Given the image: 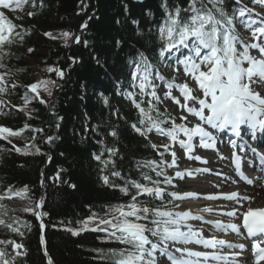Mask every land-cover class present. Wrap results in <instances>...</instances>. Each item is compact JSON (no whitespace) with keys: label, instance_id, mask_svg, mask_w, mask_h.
Listing matches in <instances>:
<instances>
[{"label":"trees","instance_id":"16d2710c","mask_svg":"<svg viewBox=\"0 0 264 264\" xmlns=\"http://www.w3.org/2000/svg\"><path fill=\"white\" fill-rule=\"evenodd\" d=\"M162 2L43 0L41 6L40 0H36L35 6L28 3L23 11L6 14L14 24L22 26L16 31L24 39L21 42L16 38L13 44L4 46L9 55L4 58L6 67L0 68V73H7V94L0 95V100L4 101L0 105V113L6 115L0 114V123L14 130L22 128L25 123L32 128L44 129L42 133L26 130L19 137L10 138L12 143L0 140V196L9 188L13 192H22L25 186L28 189L22 198L13 196L0 200V205H3L0 213H6L0 218L8 223L18 219L31 225L30 230L20 226L23 236L0 226V240L22 243L23 250L27 252L26 256L17 257L16 264H47L45 248L53 264H111L110 250L123 247L102 232L84 231L72 235L67 229L79 230L81 222L94 213L106 218L109 207L126 204L129 200L118 188L103 183L102 176H110L113 166L100 171L102 165L93 158V153H99L103 147L97 143L98 140L119 150L118 155L112 157L114 170L120 171L125 179L148 184L141 172L157 179L151 169L137 165L151 160L159 162L157 150L150 146V143L158 146L159 143L151 133L149 140H145L130 127L138 122L139 114L124 93L130 89L138 53L149 56L155 67L161 64L153 46V33L154 26L164 17ZM242 3L255 4L254 0H242ZM168 4L170 7H187V0H168ZM225 5L229 16L238 8L233 0H225ZM28 12L35 15L29 17ZM149 12L153 15H148ZM86 20L87 29L82 30L80 26ZM133 20L139 21L142 35H137L138 28ZM149 29L153 30L152 33ZM45 32L54 36L62 32L73 33L81 37V43L75 44L69 39L68 46H65L62 39L45 37ZM85 40L88 41L87 47L83 44ZM29 48L35 51L29 53ZM70 57L77 58L78 62L72 63ZM50 66L63 69L65 78L59 79L55 73H47L45 69ZM45 78L56 81L59 87L52 89L51 97L40 92L48 104L30 103L25 111L31 112L33 118L28 119L25 111L14 106L23 105L22 97L27 85ZM13 83L19 86L13 89ZM136 99L139 101L141 97ZM143 99L142 106L147 107L148 97ZM158 107L161 112L167 108L161 104ZM167 110V115L173 116L170 109ZM112 129L117 130V137L108 134ZM47 136L54 138L52 143L45 142ZM13 145L21 152H16ZM36 148L40 149L39 153ZM107 156L105 153V158ZM165 156L166 153L164 159ZM58 171L59 181L49 179ZM110 182L123 185L125 180L110 176ZM73 184L75 188L70 187ZM41 197L44 198L42 211L48 213L42 217L45 224L43 243L40 221L31 212L24 211ZM142 199L151 207L161 206L158 199ZM169 199L164 196L165 202ZM172 206L174 204L168 205L169 208ZM6 251L12 253L11 245L6 247Z\"/></svg>","mask_w":264,"mask_h":264},{"label":"snow or ice","instance_id":"6c2138e0","mask_svg":"<svg viewBox=\"0 0 264 264\" xmlns=\"http://www.w3.org/2000/svg\"><path fill=\"white\" fill-rule=\"evenodd\" d=\"M255 3L264 5V0H254ZM31 3L33 6L36 0H0V68L6 67L3 63L5 56L9 53L5 49V45H11L19 38L23 42V35L17 32V27L10 20L4 10L23 11L26 4ZM43 6V0H40ZM234 4H241L242 0H233ZM161 8L164 10V17L159 24L155 25L153 33V46L156 49V55L160 61L168 62L169 67L173 64L182 66L186 77H190L195 82V91L200 95H194V89L189 86L188 81L184 83H176L175 80H167L158 71L153 74L154 65L151 63L149 56L143 52L138 53V61L136 63V72L133 73L132 88L138 89V93L128 91L124 95L131 100L134 107L138 110L139 120L132 123L130 127L133 131L145 140H149L150 133H157L162 137H167L169 143L157 145L150 143V146L157 150L160 156L159 162L155 160L145 161L138 164L137 167L151 169L155 173L157 179H153L151 175L141 172L143 180L148 184L140 183L136 180L125 179L120 171L114 170L115 161L112 157L118 155V149L107 147L103 140L97 143L102 145L99 153H93V158L98 161L103 172L113 166L110 172L111 177L125 180L123 185H116L110 182L109 175H103L102 180L105 185L118 188L126 197L128 202L117 204L108 208L105 217H100L95 213L81 222L82 227L79 230L67 229L72 235H79L84 231L105 233L109 240H114L120 245V249L110 250L108 256L111 264H159L157 253L160 257L166 258L169 264H201V258L204 264L209 259L216 261H225L227 264L228 257L217 254L216 252L194 251L188 247H176L177 244L203 245L205 248L215 249L217 245L227 244L228 248L240 249L241 252L247 249L244 243H231L215 237L206 239L203 237V228H194L189 223L190 220L203 221L201 215H194L191 210L175 211L179 204H175L174 208L168 205L174 204L177 200H185L189 198H199L200 194L196 192L179 193L175 191H167L162 185L173 184L174 178L184 179L185 176L193 177L195 173L201 171L209 172L208 168L177 170L174 176H169L166 169L179 168L177 162V153L173 150V142L178 143L179 147L184 151L185 156L190 160L203 161L207 163V159L199 155H193L195 148L217 149L218 137L214 134L218 130L229 129L235 136L240 137L242 148H247V141L244 136L251 135L252 139H258L255 135L256 130L264 131V20H261L259 27H254L255 20L251 19L250 13L255 9H249L246 5L239 7L231 16L228 15L225 0H187V7L179 5L169 6L168 0H163ZM127 9V5H125ZM29 17L35 15L34 12H28ZM148 15H153L148 13ZM248 15V19L243 18ZM92 17H89L91 19ZM242 20V27L250 32L249 42H245L234 32L235 20ZM132 23L137 25V35H142L139 30V21L133 20ZM88 21L81 24V29H87ZM152 29L149 32L152 33ZM43 35L47 38L57 40L62 39L65 46L71 39L75 44L81 43V37L69 32H62L54 36L51 32H45ZM87 47L88 41H83ZM120 41H117V46ZM186 50V51H185ZM35 50L29 48L28 52L33 53ZM253 51L258 55H253ZM180 53L175 56L174 53ZM72 63H76L77 58H69ZM99 64V60H97ZM47 73H55L59 79L65 78V71L58 67H47ZM173 71H179V68L173 67ZM7 73H0V95L7 94L6 89ZM155 80L161 81L167 89L163 93V99H170L181 111L179 123L174 116L167 115V108L164 112L160 111L159 104L163 103L160 95L157 93L158 85ZM13 83L11 87H18ZM255 86V88H254ZM56 81L51 79H41L26 86V91L22 97L23 105L14 106L19 111H25L33 101L47 105L48 102L43 99L40 92L47 93L52 96L53 88H58ZM179 92V96L172 93L173 89ZM260 89V90H256ZM137 94L141 97L138 101ZM147 96V107L144 104V97ZM181 98L183 102H181ZM107 104V98H105ZM4 104L0 100V105ZM5 114L6 113H0ZM28 119H32V113L25 111ZM194 118L195 123L189 119ZM62 119V117L60 118ZM170 125V126H165ZM242 126L251 129L249 133ZM59 127V124L56 125ZM31 129L33 132L42 133L43 128H32L25 123L20 129H13L5 125H0V140L12 143L10 138L19 137L24 131ZM243 133V134H242ZM112 137H117L118 132L112 129L109 133ZM181 136L183 138H181ZM36 139L35 136L32 137ZM52 136L45 138L46 143L53 142ZM235 141L230 144L235 146ZM264 145V141L261 142ZM163 148V151H159ZM16 152H21L19 147L13 145ZM252 153H257V148L250 149ZM36 152H40L36 148ZM105 153H108L105 158ZM171 155V161L164 159V154ZM27 154V152H25ZM235 155V154H234ZM51 156L48 157L51 162ZM264 161V155L260 156ZM235 168L248 184H253V180L246 177L241 170L242 158L235 155ZM162 177L163 179H159ZM56 181L60 180V172L55 177H49ZM66 183V181H65ZM43 186V180L41 181ZM151 185V186H149ZM75 188L76 186L70 185ZM27 186L22 192H13L11 188L6 190L0 200L5 197L11 199L13 196L23 197L27 193ZM171 197L168 201H164V196ZM223 198L234 201L231 211L224 213L234 218L239 223L229 222L227 224L220 220L205 221L215 229L231 231L237 236H244L246 240L251 242L252 264H264V207H252L255 197L240 196L237 192L230 194H220ZM220 196L207 195L205 199H219ZM144 197L154 198L161 201V206L151 207ZM247 204V207H245ZM44 206V198L41 197L36 201L34 206L24 209L25 212H31L37 220L40 221L41 241L43 243V229L45 224L42 217L48 215L42 211ZM3 205H0V209ZM203 212H210L212 209L203 208ZM6 213H0V217ZM31 228L26 221L14 219L11 223L0 218V226L7 228L9 231L23 236L20 226ZM90 225H94L90 227ZM11 245L12 253L6 251V247ZM0 264H16L17 257L26 256L27 252L22 243L15 240H0ZM23 250V251H22ZM44 254L47 257V264H53L51 257H48L45 248ZM178 254V255H177ZM235 255H239L236 253ZM245 264H248L247 258H244Z\"/></svg>","mask_w":264,"mask_h":264},{"label":"rangeland","instance_id":"374dc122","mask_svg":"<svg viewBox=\"0 0 264 264\" xmlns=\"http://www.w3.org/2000/svg\"><path fill=\"white\" fill-rule=\"evenodd\" d=\"M5 12H7V13H10L11 11H7V10H4ZM244 20H245V18H243ZM242 21V20H241ZM241 32H243V33H245V34H250V33H247V32H245V30L244 29H241ZM180 55V54H179ZM178 55V56H179ZM173 67H176V68H179V71H173ZM173 67H170V69H169V71H168V73H167V75L166 76H164L167 80H169V78H175V80L176 81H178L179 83H180V81L181 80H187L188 81V83H189V85H190V87H192L193 89H194V95H200L199 94V92H197V91H195V88H196V85H195V82L194 81H192L191 80V78L190 77H186L185 76V74H184V72H183V69H182V66H179V65H175V64H173ZM161 89L163 90V92H165L167 89L165 88V86H164V84L161 82ZM173 93V92H172ZM173 95H175V96H179V92H177L176 94L175 93H173ZM181 102H182V99H181ZM164 106H166V107H170L171 108V110L173 111V113L175 114V116L177 117V119L179 118V116H180V114H181V111L177 108V106L175 105V104H172L171 103V100L170 99H166L165 100V104H164ZM189 119L190 120H192V122L193 123H195L196 121L194 120V118H192L191 116L189 117ZM179 120V119H178ZM173 144H174V147H175V150L174 151H176V153H177V158H178V160H179V162H180V168L182 169V170H184L185 168H188V169H190V168H200V169H204V168H208V169H210L211 171H215V170H217L216 168L214 169V167L212 166V165H203V164H199V163H201L200 161H197V160H192L191 162H190V160L187 158V157H185V153L183 152V150L179 147V145H178V143H175V142H173ZM184 154V155H183ZM199 156H201V155H199ZM209 156H204V158H208ZM226 157H228V155L226 156ZM186 159V160H185ZM181 160V161H180ZM187 160H189V161H187ZM211 171H209V172H204V171H201V172H199V174H200V176L196 179L197 181H199V182H197L198 184L200 183V181H202L203 179L205 180V177H209V174H210V172ZM188 177L187 176H185V178L181 181V183H179V185L181 186V188H183L179 193H184V192H189V191H191V189L189 188V186L188 185H190V184H188ZM191 183H193V182H191ZM203 188V187H202ZM209 190H211V188H208ZM201 194H207V191L206 190H204V191H201L200 192ZM182 203V207L180 208V210L179 211H185V210H191V211H195L196 213L197 212H200V214H202V215H204L205 217H207V218H210L211 220H213V221H215V220H220V221H222L223 223H225V224H227V222L228 221H226V217L224 216V215H222V214H220L219 212H220V210H219V212H216L217 211V209H214V208H212L211 206H214L216 203H212V202H204L205 204H203L202 206H200V209L199 210H197V207H199V205H197V204H195V203H198V204H201L202 202H199V200H197V201H192L191 199H188V200H186V201H184V202H181ZM207 207V208H210V209H212V211H210V212H203L202 211V209L203 208H205V207ZM203 222V224L205 225V226H207L210 230L208 231V232H205V231H203V237L204 238H206V239H210V238H213V237H219V235H217L216 234V232H215V228L214 227H212L211 225H208V224H206L205 223V221H202ZM229 222H231V221H229ZM195 222H193V223H191L192 225L194 224ZM92 226H94V225H90V227H92ZM221 239H228L229 240V238L228 237H226V236H224V237H222ZM190 245V244H189ZM191 246V245H190ZM184 246V247H188V248H190V249H192L193 250V246ZM200 247H204L203 245H200ZM218 248H221V249H223L225 252H227L229 255L230 254H233L235 251H231V249L230 248H222V247H218ZM163 264H166V262H163Z\"/></svg>","mask_w":264,"mask_h":264},{"label":"bare ground","instance_id":"6f19581e","mask_svg":"<svg viewBox=\"0 0 264 264\" xmlns=\"http://www.w3.org/2000/svg\"><path fill=\"white\" fill-rule=\"evenodd\" d=\"M261 20H264V18H260V21ZM254 88H255V86H254ZM256 90H260V89H256ZM262 94H264V91H262ZM0 125H2V124L0 123ZM200 150H203V149L200 148ZM206 152L211 154L210 150H206ZM249 154H250V152H249ZM257 160L258 159L254 160V167L260 166V165H258ZM208 164L212 165V166H218V163L215 160H209ZM220 165H221L222 173L217 174L216 173L217 170H215V171L213 170L210 172L209 177H205V180L203 179L202 181H200L199 184L197 183L199 181L190 179L188 181V184H190L189 188L193 189V192H196V193L204 191L205 189H208V188H211V189L216 188V190L218 189L221 192L218 194H215V193L212 194L215 196H220V194H230L232 192H237V193H239L240 196L247 195V196L255 197L254 203H252V205H251L252 207H264V186L262 185V183H260L256 178L252 179L253 184H248L246 181L236 180L234 178L233 174H230V173L234 172V170L231 166V163L228 164L223 158H221V164ZM217 179H219V180H217ZM191 182H193V183H191ZM240 183H243V185H241L240 188H233L230 190L229 188L226 187L227 185L240 184ZM206 196H204V197H206ZM204 197H202V200H209V199H205ZM199 198H195V199L191 198V199L197 200ZM211 201L212 202H216V201L224 202V209H228L230 206H236L234 201L227 200V199L223 198V196H220L219 199H214ZM245 207H247V204H245ZM237 243H240V242H237ZM243 243L247 245V249L244 250L243 252H241L242 258L252 257L251 251H250L251 242H243ZM248 251L250 253H247Z\"/></svg>","mask_w":264,"mask_h":264},{"label":"water","instance_id":"95a60500","mask_svg":"<svg viewBox=\"0 0 264 264\" xmlns=\"http://www.w3.org/2000/svg\"><path fill=\"white\" fill-rule=\"evenodd\" d=\"M134 1H136V2H143L144 0H134Z\"/></svg>","mask_w":264,"mask_h":264}]
</instances>
